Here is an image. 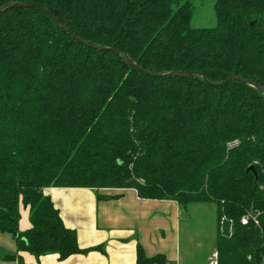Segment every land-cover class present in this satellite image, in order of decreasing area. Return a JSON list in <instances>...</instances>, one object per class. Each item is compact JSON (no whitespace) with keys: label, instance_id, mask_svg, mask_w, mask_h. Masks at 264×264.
<instances>
[{"label":"trees","instance_id":"16d2710c","mask_svg":"<svg viewBox=\"0 0 264 264\" xmlns=\"http://www.w3.org/2000/svg\"><path fill=\"white\" fill-rule=\"evenodd\" d=\"M193 1L0 0L43 6L62 25L39 9L0 13V234L17 249L7 259L94 250L78 247L44 190L133 189L182 211L214 205L217 264H264V0H213L211 28L192 27ZM178 72L200 75L168 76ZM229 78L242 81L208 84ZM246 214L258 226L241 225ZM136 264L166 262L138 247Z\"/></svg>","mask_w":264,"mask_h":264},{"label":"crops","instance_id":"0c3cea01","mask_svg":"<svg viewBox=\"0 0 264 264\" xmlns=\"http://www.w3.org/2000/svg\"><path fill=\"white\" fill-rule=\"evenodd\" d=\"M44 195L63 225L76 232L78 247L94 250L64 260L47 255L39 264H136L138 247L146 258L163 256L166 264H209L215 253L212 204H192L182 211L174 201L142 200L133 189L49 188ZM20 211L19 232H25L28 210ZM16 254L14 240L0 234V264H16L7 259ZM19 255L24 263H35L31 255Z\"/></svg>","mask_w":264,"mask_h":264},{"label":"water","instance_id":"95a60500","mask_svg":"<svg viewBox=\"0 0 264 264\" xmlns=\"http://www.w3.org/2000/svg\"><path fill=\"white\" fill-rule=\"evenodd\" d=\"M8 8H30V9H39V10L45 12L51 18L52 21H54L56 24H58L59 26L62 27L61 23L58 22V20L48 11V9L45 8V7H43V6L33 5V4H28V3H23V2H21V3H13V4H10L9 6H4V7L0 8V13L4 12ZM64 30H65V32L69 36H71V38L73 40H75L79 44L86 45V46H90V47H94V48H97L98 50H101V51H104V52H113V53H116V54L119 53L118 51L113 50V49H103V48H99L97 46H94V45H92L90 43H86V42L78 39L70 31H68L66 29H64ZM128 65H130L132 68H134L137 71H139V72H141V73H143L145 75H148L150 77H159V76H161V74H157V73H152V72L145 71L144 69H142L140 67H137L135 64L131 63L130 61H128ZM171 75L178 76V77H187V76H199L200 74L199 73H187V72H178V73H174V74L173 73L168 74V76H171ZM235 80L242 81L241 79L229 78L228 80H226L224 82H221V83H208V84L210 86H213V87H221V86L227 84L228 82L235 81ZM257 89L264 93V90H262V89H260L258 87H257Z\"/></svg>","mask_w":264,"mask_h":264},{"label":"rangeland","instance_id":"374dc122","mask_svg":"<svg viewBox=\"0 0 264 264\" xmlns=\"http://www.w3.org/2000/svg\"><path fill=\"white\" fill-rule=\"evenodd\" d=\"M194 7L191 25L193 28H211L215 26L213 13V0H195L192 2ZM214 206V205H212ZM27 210V209H26ZM21 212V211H20ZM28 212V211H27ZM204 247H206L204 245Z\"/></svg>","mask_w":264,"mask_h":264},{"label":"built area","instance_id":"2783aa9c","mask_svg":"<svg viewBox=\"0 0 264 264\" xmlns=\"http://www.w3.org/2000/svg\"><path fill=\"white\" fill-rule=\"evenodd\" d=\"M258 215L259 214H246V215H244L240 220L241 225H247L248 223L251 222L255 226H258V221H257ZM209 264H217V253H214L212 255Z\"/></svg>","mask_w":264,"mask_h":264}]
</instances>
